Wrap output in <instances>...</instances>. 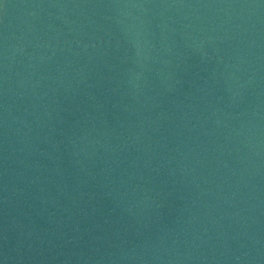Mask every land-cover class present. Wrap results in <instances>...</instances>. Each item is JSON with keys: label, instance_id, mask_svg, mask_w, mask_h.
I'll return each instance as SVG.
<instances>
[{"label": "water", "instance_id": "1", "mask_svg": "<svg viewBox=\"0 0 264 264\" xmlns=\"http://www.w3.org/2000/svg\"><path fill=\"white\" fill-rule=\"evenodd\" d=\"M0 264H264V0H0Z\"/></svg>", "mask_w": 264, "mask_h": 264}]
</instances>
